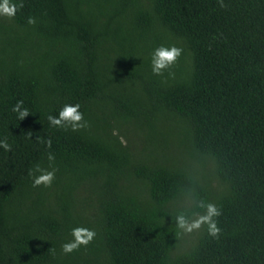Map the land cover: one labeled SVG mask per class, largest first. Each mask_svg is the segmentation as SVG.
<instances>
[{
	"label": "trees",
	"instance_id": "trees-1",
	"mask_svg": "<svg viewBox=\"0 0 264 264\" xmlns=\"http://www.w3.org/2000/svg\"><path fill=\"white\" fill-rule=\"evenodd\" d=\"M223 3L23 0L0 15V264H264V0ZM159 45L182 50L163 75ZM66 103L86 127L50 126ZM37 164L50 186L33 187ZM199 201L220 208L215 238L175 224ZM77 225L96 235L63 253Z\"/></svg>",
	"mask_w": 264,
	"mask_h": 264
},
{
	"label": "clouds",
	"instance_id": "clouds-1",
	"mask_svg": "<svg viewBox=\"0 0 264 264\" xmlns=\"http://www.w3.org/2000/svg\"><path fill=\"white\" fill-rule=\"evenodd\" d=\"M220 6L223 7V0H219ZM23 7V0L19 2H12V0H0V15H6L11 18L15 15L18 8ZM29 24L35 23V18L29 16L27 19ZM181 49L175 45L165 46L159 45L155 47L150 53V65L151 71L155 75H163V70L170 68L181 54ZM23 101H17L12 107V111L18 113V116L22 119L28 114V109L22 107ZM80 104H64L58 111L57 115L48 114L47 120L50 126L71 128L76 131L80 128L86 127L87 122L83 119V113L79 111ZM48 144L51 143L49 140ZM0 145L4 148H10L4 140H0ZM48 160H54V156L49 153ZM55 168L51 166L49 168L41 167L39 164L35 165L34 169L30 171V178L33 187L43 185L48 187L52 184L55 178ZM198 207L203 208V214H198L195 218H191L180 210L175 214V224L182 230V232L189 233L195 229H199L202 225L207 226V232L212 237H217L221 232V228L217 224L215 217H218L221 212L217 204L213 202L199 201ZM96 235L94 228L85 227L82 225L74 226L70 229V240H66L61 245V251L63 253H71L74 250L80 248L81 245L89 244Z\"/></svg>",
	"mask_w": 264,
	"mask_h": 264
},
{
	"label": "rangeland",
	"instance_id": "rangeland-1",
	"mask_svg": "<svg viewBox=\"0 0 264 264\" xmlns=\"http://www.w3.org/2000/svg\"><path fill=\"white\" fill-rule=\"evenodd\" d=\"M179 63V62H178Z\"/></svg>",
	"mask_w": 264,
	"mask_h": 264
}]
</instances>
